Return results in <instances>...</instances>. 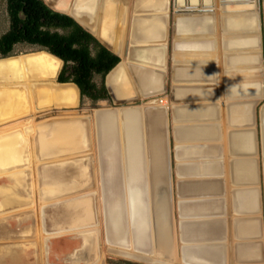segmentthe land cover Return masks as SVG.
<instances>
[{
  "label": "bare ground",
  "instance_id": "6f19581e",
  "mask_svg": "<svg viewBox=\"0 0 264 264\" xmlns=\"http://www.w3.org/2000/svg\"><path fill=\"white\" fill-rule=\"evenodd\" d=\"M50 1L53 2L54 0ZM57 1V7L60 10L69 12L70 8L68 6L72 4V13L75 17L81 20L86 19L89 23H91L93 17L95 23H99L100 26L109 30V33L100 32L99 34L100 38L108 43L118 37V27L120 23L124 22L125 11H131L133 23L137 24L134 26L136 32L134 37L139 41H157L164 32L162 23H167L168 18L167 0ZM217 1L218 4L216 5L220 10L218 20L214 17L216 12L212 9L215 5L213 2L217 3ZM173 2L177 9L176 14L173 16V23H212L213 25L216 21V23L222 24L220 29L223 31L224 48L231 58L237 59L240 50H245L241 52L245 57L243 65L236 60L234 65L226 67V75L223 78L225 100L232 104L235 102L239 104L242 101L250 104L251 101L260 99L262 97L260 57L254 56L259 51V39L256 33L257 15L254 9L251 14L245 12H243V15L240 14L241 9H250L253 6L255 8V0H174ZM228 10L235 11V14L228 13ZM206 11H208V14H205ZM138 14L142 17L137 16ZM246 52L250 55L245 54ZM160 53L159 50H154L146 52V57H140L137 53L133 56L153 61L152 58H158ZM59 67L60 61L45 53H32L2 59L0 60V82L8 86L12 84L10 81L12 82L16 75L19 76V79H24L25 84L17 86L18 88L22 86V88L28 89L30 109L27 110L29 112L34 111V105L37 106L36 108H41L51 101L61 106L73 107L77 103V88L70 85L71 83L65 85L53 84ZM147 72L140 76L139 87L144 92L143 96L155 97L162 86L159 84L155 73L152 71ZM124 76L125 72L123 67L120 66L108 79V85L117 99L127 96V89L123 86ZM35 79L39 80L41 84H34L35 82L30 81ZM203 79L201 81L205 83ZM213 79L214 83H212L215 84L216 77ZM201 83L199 84L202 85L203 83ZM214 87L212 93L216 94L219 88ZM12 96H14V92H9L8 97ZM147 100L149 103L146 105L150 106L145 105L141 108L126 109L122 114L119 111L110 113L95 112L98 130L97 142L100 147L98 151L99 159L95 164L97 172H94L96 174V177L94 176L96 190L91 187L82 189V184H79L85 179V175L88 177L87 171L84 170L85 168L83 169L84 165L81 160L83 156L77 157L76 160H69L64 164H51V161L55 159L68 157L74 155V153L85 155L88 150H82L84 147L83 123L77 121L69 124H57L56 122L55 125L53 123V125L48 124L37 128L36 134L31 140L32 150L36 152L35 155H37L38 162H41L42 166L37 170L34 169V185L37 187L36 184L38 183L39 190L36 189V192H39L43 186L39 194L44 196L40 198L44 206L40 208L38 214L40 219H44V222H40L39 226L45 234L47 233L50 236L45 241L52 238L57 239L61 235L72 232L82 242L80 241L79 247L75 249L77 259L71 264H76L78 261H84L85 264H98V256L100 257V255H97L96 246L101 233L97 226L103 221L105 241L109 248L108 253L118 257L146 264H262L260 253L263 234H259L260 216L257 218L255 214L258 206L254 180L250 174L251 165L249 163L243 165L237 163L244 156L243 154H250L253 147L250 148L248 140L244 138L245 141L237 142L238 149L243 150V153L240 154L233 150L234 156L231 161L237 164H232V162L230 167L232 172H237L240 175L239 178L234 175L233 179H238L237 184L244 189V192L238 198L235 197L236 200H233L234 205L231 206L232 201L230 203L232 218L230 225L232 236L228 241L230 244L226 241L225 229L222 226L223 222L218 219L225 213L224 208L221 207V205H225L224 200L218 199L222 185L218 172H216L219 168L215 165L211 166L214 172L209 177L192 178L186 177V174L181 175L180 179L184 177L186 179L182 180L183 183L180 185L181 194L184 197L183 199L187 200H182L183 203L181 202L179 205L180 219L177 228L179 229V239L177 240L172 233V226L167 215L169 202L167 189L169 187L165 175L163 147L165 141L162 135L163 131L159 132L157 130V126L160 124L159 117L163 115V110L157 107L159 102L157 106H154L156 105L155 101L149 98ZM22 101L20 102L22 103ZM22 109L24 111V108ZM244 112L246 111L244 110ZM146 122L150 125L147 130L145 127L143 129ZM237 131L238 129L235 128L233 132ZM146 132L148 144H150V150L148 149V151H145ZM206 133L209 139L213 136L215 139V132L211 129L206 130ZM230 134H233L232 131ZM179 136L181 141L179 143L181 144H183V141L191 140L188 134L186 138L185 136ZM114 139L116 142H120V150L115 148ZM17 140L21 141L18 142ZM25 145L26 140L23 137L19 139L15 133L10 134L5 139L0 138V169L6 166L15 167V171L9 173L12 176L10 185H0V210H3L2 216H4V222L0 224V239L4 240L10 237L13 238V236L22 238L23 235L26 236L30 232L29 229L26 230L23 227L14 234L6 228V214H9L8 217L10 218H20V216L24 218L27 213L22 211L26 210L30 204V201L27 203L17 195L20 193L30 196L33 190V182L31 183L32 180H30L28 174L29 170L23 167L27 164V160H24L23 157V154L26 153L24 151ZM179 147L186 148L187 146L179 145ZM188 152L189 150H182L178 151V154ZM201 154L199 152V155ZM242 158L244 159V157ZM199 161L206 160L203 158ZM20 162L21 165L17 166L16 164ZM194 169L197 171L196 168ZM189 170L190 168L183 169V172ZM3 171H6V169ZM201 171L202 168L198 172ZM207 173L210 172L207 171ZM148 179L151 181L150 183L147 182ZM13 187L19 188V190L14 192ZM58 201L61 203H56ZM65 201L68 202L63 204ZM11 209L14 210L11 212ZM17 209L22 211L17 212ZM241 209L248 210V215L243 216ZM234 211L237 214L235 213L233 216ZM200 215H203V218H199ZM46 220H49V223L46 224ZM176 243L179 245L177 250ZM63 244L65 245V242ZM230 246L233 247L231 252L229 251ZM79 248H82V250L78 251ZM6 249H0V264H22V258L20 257L10 256L6 258L8 255L18 253L11 251L8 254L7 252L10 249L8 248L7 252ZM44 251L46 250L43 248V253Z\"/></svg>",
  "mask_w": 264,
  "mask_h": 264
},
{
  "label": "rangeland",
  "instance_id": "374dc122",
  "mask_svg": "<svg viewBox=\"0 0 264 264\" xmlns=\"http://www.w3.org/2000/svg\"><path fill=\"white\" fill-rule=\"evenodd\" d=\"M5 3H6V0H0V35L4 34L6 29L8 28V21H7V15H6V4ZM48 3L51 7H53L57 11L60 10L59 8H57L53 4L54 2L50 1ZM261 5L262 4H260V7H261L260 8V20H261V37H262V43H263V37H264V35H263V14H262V6ZM172 9L173 8L171 7V10ZM212 9L216 12L215 18H217L218 13L216 11L217 10L216 5H214V7ZM228 13L235 14V11H229ZM167 15H169L168 12H167ZM214 23H216V21ZM32 53L48 54L46 52L38 51L35 48H31V47L23 44V45H17L14 48V52H13L14 56H12V57H19V56H23V55L32 54ZM221 53H223V52H221ZM263 53H262V55H263ZM245 54L248 55L249 53L246 52ZM254 56L260 57V51H258V53H256ZM247 58H248V56H247ZM0 60H2V59L0 58ZM59 68L61 69L62 67L60 66ZM262 68H263V73H264V63H263ZM226 70L227 69L225 68V70L223 72H225ZM214 76L216 77L215 85L218 84V88H220L221 86L219 83H220L221 77L224 78V76L222 74L220 76L218 73L215 74V72L211 78L212 79L215 78ZM18 77L19 76L16 75L12 79V82L10 81V83H12V84H9V85L7 84L9 87L6 86L5 84H3L2 82H0V138L5 139L8 136H10V134L15 133L19 137V139L23 137V139L26 140L27 146L25 145V147H24V151L26 153L23 154V157H24V160H27V164L23 167H24V169L29 170L28 174H29L30 180H32L31 183L33 182L32 183V185H33L32 189L33 190L31 192L30 196H25V195H22L20 193L17 194V192H16V194L19 195L20 197H22L24 199V201H26L27 203L30 201L29 207H27L26 210H24V211L19 210V209L16 210L17 212H21V211L26 212L27 216H24V218L22 216H20V218L19 217L10 218V217H8L9 214H6L7 215L6 228H7V230H9L10 232H12L14 234L17 233L19 230L23 229V227L26 228V230L29 229L30 232L26 236L23 235L24 237H22V238H15L13 236V238L10 237L9 239L8 238L5 239L6 241L4 239H0V249L2 250V248H4V249L7 248L6 252L10 249V251L7 252L8 254H10L11 251L14 253L18 252L17 254L8 255L6 258H8L10 256L20 257V258H22V264H57V263L58 264H71V262H75V260L77 259L75 257V254H76L75 249L79 247V243H80V241L82 242V240L80 238H78L77 236H75L74 233L70 232V233L61 235V237L59 236L57 239L52 238V239H47V241H45V239L50 237V236L47 233L45 234V232L42 231V228L39 226L40 222H44V219L43 218L40 219V215L38 214V213H40V208H42L44 206V205H42V202H43L42 199H40L44 196H42V194H39V193H41V189L43 188V186L40 188L39 192L37 191L38 193L36 192V189H38V183L36 184L37 185V187H36L34 185V183H35V180H34L35 172L34 171L37 170L38 168H41L42 163L38 162L37 155H35L36 152H34V150H32V141L31 140L34 138L37 128L44 126V125H48V124L53 125V123L55 125L56 122H57V124H61V123L62 124H69V123L77 122V121L83 123V125H84V147L82 148V150H88L87 152H85V155L84 154L79 155V154L74 153V155H71L68 157L55 159V160L51 161L52 162L51 164L52 165L64 164L69 160H73V159L76 160L77 157L79 158V157L83 156V158L82 159L80 158V159L82 160V163L84 165L83 169L85 168L84 170H86L88 173V177L85 175V179L83 181L79 182V184H82L81 185L83 187L82 189H85L87 187H91L93 190H96L95 189V183H96V181H95L96 174L95 173L97 172V170H96L95 164L98 162V159H99L98 158V151H99L100 147H99V144L97 142L98 130H97V117H95V112H99V111L100 112H108V113L112 112V110L106 109V107L111 106V101L105 100V101H98L96 103H92L87 98H81L80 94L78 92L77 103L73 107L61 106L60 104H58L54 101H51L50 103H48V105L41 107V108H36L37 106L34 105L33 106L34 111H31L32 112L31 113V112H29V110H27V109H30V103L28 100V91H27L28 89L22 88V86L20 88H18L17 85L25 84L24 79L22 80V79H19ZM263 78H264V75H263ZM30 81L32 83L35 82L34 84H41V82L39 80H36V79L30 80ZM94 81L96 83H99L100 79L96 77L94 79ZM53 84L61 85L57 81H55ZM14 89H16V90H14ZM17 89H18V92H17ZM222 90H223V88L221 89V91ZM9 92H14V96L9 98L8 97ZM219 92H217L218 94L216 93L218 98H219ZM19 96H22V97H19ZM18 101L19 102L22 101V103L23 102L24 103L22 104L20 102V104H21L20 105ZM147 102H148V100H147ZM141 103H143V100L138 99V100L133 101L129 104L136 107V106L140 105ZM214 103H216V102H214ZM9 104H11V105L9 106ZM33 104H35V103H33ZM263 104H264V100H262V103L257 107V111H259L260 106ZM2 105H4V106H2ZM145 105L146 104H143L142 106H145ZM26 106H28V107H26ZM142 106H140V107H142ZM146 106H150V105H146ZM22 108H24V111ZM246 108H247V110H246V112H247L246 123L249 124L251 121L250 116H252L251 115V110H252L251 108L252 107L250 108L249 105H246ZM199 109L200 108H198V110ZM7 110H9V111H7ZM216 118L217 119L214 120L215 118L212 119L211 117H208V118L205 117L204 121L206 122L207 125L213 124L212 123L213 120L216 122V123L214 122L215 124H220L221 125L220 131H222L221 134L225 135L226 153H227V157H229V159L226 160L227 162H225V164L223 165V168H219L216 172H218L219 179H221V185L223 186L220 189V192L218 194L219 195L218 199L224 200V205H225L223 207L225 210V213L221 217H218V219L222 220L221 222H223L222 226L225 229L224 233H225L226 241L228 243V241L230 240V237L232 236L230 234V225H231V220H232L230 203L232 201L231 206L234 205L235 202L233 200H236L235 199L236 196H237V198H238V196H241L244 192V189L240 188V186L237 184L238 179H235V178L233 179L234 175H236L237 178H239L240 175L237 172L236 173L234 171L232 172L231 167H230V160H231V157H233L231 155V153H234V152H232L233 151V144H232L233 142L231 143L232 140H230V134L227 135V133H226L228 130L227 129L228 127L226 128V125H225L226 121H224L222 119L223 120V122H222L223 126H222L219 114L216 115ZM200 119L201 120H199V122L202 121V119H204V117H200ZM64 121H66V122H64ZM69 121H71V122H69ZM258 122H259V120H258V115H257V124H258ZM144 127L147 130V127H150L149 123L146 122L145 126H143V129H144ZM251 128H252L251 126L249 128L246 127V129H244V130L242 128H240L241 130H243V131H240L241 136L246 135V137L251 139L252 146L250 145L251 146L250 148H252L254 146L253 145V136L250 133ZM157 130H160L159 126H157ZM168 130H166L167 135H168ZM213 131L215 132L214 135L216 136L215 137L216 140L214 139V141H217L218 132L215 129ZM216 132H217V134H216ZM147 138H148V135L146 132L147 142L145 144V147H146L145 151L146 150L148 151V149L150 150V144H148ZM17 141L20 142L21 140L20 141L17 140ZM258 143H259V136H258ZM114 146H115V148L120 150V142H116L115 139H114ZM88 147H89V149H87ZM25 148H26V150H25ZM206 151H209V150L206 149ZM251 152H252V150H251ZM249 155L252 157H250ZM242 157H244V159ZM242 157H241V159L238 160V162H240V164L250 163V165H251V170H250L251 173L250 174H251L252 179L254 180V185L256 187L255 189L258 188V184L260 187V191H259L260 192L259 193L260 194V197H259L260 200L258 202V198H257L256 201H257V206L261 205V207H257L255 214L257 215L256 216L257 218L259 216L261 217V218L259 217V219H260L259 220V230H260L259 234L262 232L263 237H261V240H263V241L261 242L262 248H261V253H260V256H261L260 262L262 264H264V258H263V256H264V191H263L264 179L263 178L264 177H263V172H262V159L260 157V151L259 150H258V156H254V154L252 152L250 154L247 153L246 157L245 156H242ZM149 158H150V156H149ZM252 158H254V159H252ZM222 159L223 158H221V161H222ZM221 161L219 163H221ZM16 165L20 166L21 162L17 163ZM227 165H228V168H227ZM198 166H200V165H198ZM144 167H146V166L144 165ZM187 168H190V166ZM4 169H6L7 172L3 171ZM171 169H172V167H171ZM14 171H15L14 166L2 167L0 169V182H1L0 185L9 186L10 182H11L10 180L12 179V176H10L9 173L10 172L12 173ZM165 171H166V169H165ZM221 171H223V172H221ZM166 173H167V171H166ZM91 174H92V176H91ZM7 176H8V179H7ZM167 176H168V174H167ZM180 177H182V176H180ZM169 178H170V181L172 183H171L170 189L169 188L167 189V195L169 196L168 197L169 202L167 205V210H168L167 215H168V221H169L170 225L172 226V233L175 235L176 239L178 240L179 239V229H177V228L179 226L178 222L180 219L178 217V206H179L178 204H179L180 200H179V198L176 197V194H177V192L175 191L176 178L174 176V170L169 171ZM224 178H225V180H224ZM90 181H92V182H90ZM147 182L150 183L151 181L148 179ZM256 183H257V186H256ZM13 188H14V192H15V190H17V191L19 190V188H15V187H13ZM42 193H43V191H42ZM255 195L257 197L256 191H255ZM37 199L39 201L41 200V202H39ZM182 200H187V199H182ZM67 202L68 201H65V202H63V204H65ZM27 203H25V204H27ZM45 203H46V200H45ZM56 203H61V202L58 201ZM259 208H261V209H259ZM227 209H228L230 214H228V212H226ZM12 210H14V209H11V212H12ZM261 210H262V213H261ZM2 212H3V210H0V224H1V222H4L3 221L4 216H2ZM241 212H242V214H244L243 216L248 215V210H246V209L245 210L241 209ZM235 213L236 212L234 211L233 216ZM202 216L203 215H200L199 218H203ZM28 217H30V218H28ZM11 219H13V220H11ZM19 220H21V221H19ZM102 220H103V216H102ZM99 222H100V220H99ZM47 223H49V220H46V224ZM260 224H261V226H260ZM28 226H30V227H28ZM44 226H45V223L42 227L44 228ZM97 228L100 229L99 232L101 233L100 234V240L97 242L98 244L96 246V250L98 252L97 255H100V257H101V260H100V257L98 256V259H99L98 264H146L143 262H139V261H135V260H131V259L123 258V257H118L115 255L109 254L108 253L109 248H108L107 243L105 241L106 237H105V231L103 229V221L97 226ZM261 228H262V230H261ZM18 236H16V237H18ZM1 241H2V243H1ZM77 241H79V242H77ZM64 242H65V245L63 244ZM228 244H230V243H228ZM176 245H177V247H176V250H177V249H179V245H178V243H176ZM43 248L46 250V251H44V253H43ZM49 248H51V249H49ZM13 249H17V250H13ZM232 249H233V247H231V249L229 248V251L231 252ZM61 250H62V254H61ZM80 250H82V248L78 249V251H80ZM64 251H66V252H64ZM70 253H71V255H70ZM23 254H24V256H23ZM64 256H66V257H64ZM179 257H180V255H179ZM39 259H40V261H39ZM79 263L85 264L84 261H81V262L78 261L76 264H79Z\"/></svg>",
  "mask_w": 264,
  "mask_h": 264
},
{
  "label": "water",
  "instance_id": "95a60500",
  "mask_svg": "<svg viewBox=\"0 0 264 264\" xmlns=\"http://www.w3.org/2000/svg\"><path fill=\"white\" fill-rule=\"evenodd\" d=\"M43 3L52 11L62 14V15H66L69 18H71L82 30H84L86 33H88L90 36H92L101 46H103L106 50H108L110 53H112L114 56H116L119 59V62L117 63V65L111 69L107 75L104 77L103 79V85L104 88L106 90L107 96H108V100L111 101V106L106 107V109L108 110H112V111H119L120 114L123 113V111H125L126 109H130V108H134L135 106H132L131 102L136 101L138 99H142L143 103H141L140 105L136 106V108H141L140 106H142L143 104H147V99H152V101H155L154 106H157L158 102H161V97H164L168 100L169 105H171V107H175L176 104H180L183 102H187V101H197V102H205L207 104H203L200 105L198 108H200L199 110L203 109V110H210V111H214V114L209 113V115H198L199 118H195V120H201L200 117H204V119H202V121L205 120V117H211L212 119L216 120V115L219 114L221 123L224 121H226L225 125L227 130V135L232 131L235 130V123H233L230 120V114L232 113V110H235V105H233L232 103H230L229 101L225 100V93H224V86H223V77H221L220 80V86L221 89L223 88L222 93L220 94L219 98L217 96V94H214L210 91H207L206 94L204 96H202L201 100L198 99H194V97L196 95H192L193 98H191L190 93H188L190 90H192L191 88H193V93L196 92V94H198L201 91L204 90H211L213 88V79L211 78L215 72L218 73L220 76L221 74L223 76L226 75L225 72H223L226 68L225 66V56H226V52L223 48V31L220 29V25H222L221 23H214L215 25H212V23H191L190 26L188 27V23H173V9L171 10V7L173 8V3H170V7L168 8V13L169 16L167 18V23H164V38L162 39V41L160 42H152V41H143V40H138L135 39L134 37V23H133V16L131 14V11H128L126 13V17H125V22L122 23V27H121V35L120 37L117 39V45L116 47H113L112 43H108L103 41L100 38V25L99 23H95L94 18L92 17V21L91 23H89V21H87L86 19H79L78 17H75L72 13V4L68 6L69 12L68 11H63V10H59L57 11L56 9H54L53 7H51L49 5L48 2H50V0H42ZM54 5L57 7L58 5V1L54 0L53 1ZM255 8L253 6V8L247 9H241L240 14L243 15V12L251 14L253 13V9L254 12L257 15V25L256 26V33L258 35V39H259V47L258 50L260 51V69L263 67V63H264V37H263V43H262V37H261V20H260V4H262V14H263V35H264V0H255ZM58 8V7H57ZM218 9V7H217ZM245 10V11H244ZM142 17V15H137ZM215 17V14H214ZM123 29V30H122ZM234 37V36H233ZM211 42L213 43V45L215 46V48H213L212 53H214V56H209L207 57L206 55L201 57V56H193V54L191 53V55H177L176 54V49L175 48H179L182 46L183 52L189 53L191 52V47L195 44H205V47H207L208 49H210V44ZM205 49V48H204ZM154 50H159L162 51V57H161V62L160 63H156L154 61H150V60H139L142 61L141 63H134L136 60L134 61H130L129 59L135 55V53L138 54V56L140 57H146L147 54H145L148 51H154ZM189 50V51H188ZM197 50V49H196ZM202 52V51H197V53ZM223 52V53H221ZM179 53V52H178ZM181 53V52H180ZM205 53V50L204 52ZM212 53H206L207 55H212ZM263 53V55H262ZM49 56L53 57L52 55L48 54ZM55 58V57H53ZM57 59V58H55ZM59 60V59H57ZM60 61V60H59ZM62 61H60V66L62 67ZM139 65L138 68H134V65ZM123 67V70L125 72V83H123L124 87L127 89V96L124 98H120L117 100V98L114 96L112 90L110 89L109 85H108V79L109 77L120 67ZM153 67H155L156 69H158L161 73H162V82H161V88L160 91L155 95V97H148V96H143L144 92H142L139 87V83L138 80L136 78L137 76V72L139 74V76H141V72L139 71V69L141 70H145V71H153V72H157L156 70L153 69ZM180 69V70H188L190 72H194V75L191 76H195V75H199L202 76L206 79V81H204L205 83L203 84L204 87L202 86H197V81L198 79H194L192 77H189L187 79H179L176 76H174V74L176 73V70ZM60 68L57 72V75L55 77V81H57L58 79V75L60 72ZM202 70H206L208 71V73L203 72ZM168 72H170L171 74L168 75ZM263 68L261 69V81H260V86H261V92H262V97L260 99H257L255 101H251V103L253 104H246L248 102H246V105H249L251 110V115L250 116V123L247 124V126L245 125H240L242 129H244L245 127L249 128L250 126L252 127L250 130V133L253 136V149L252 152L254 154V156H258V150L260 151V157L262 159V172H263V177H264V104L260 106L259 111H257V107L262 103V100H264V78H263ZM178 83V82H195L193 83L194 85L185 87V86H179V85H173V83ZM61 85H65V84H61ZM73 85V84H70ZM74 86V85H73ZM76 87V86H74ZM213 90V89H212ZM78 91V89H77ZM221 91V90H220ZM79 92V91H78ZM192 93V92H191ZM148 97V98H147ZM198 98V97H195ZM244 98V97H242ZM216 102V103H214ZM244 102V101H242ZM152 105V104H151ZM152 107V106H151ZM158 107V106H157ZM167 106H159L158 108L163 110V114H164V129H163V136H164V141H165V145H164V163L166 166V171L168 174V184L167 186L171 187V181L169 178V165H170V150H169V138L167 135L166 130H168V118L167 116L169 115V119L173 124H177L175 123V121H181V119L176 117V112L174 113V110L171 109H166ZM170 107V106H169ZM214 107V108H212ZM167 112H166V111ZM169 111V112H168ZM168 113V115H167ZM257 115H258V124H257ZM223 119V120H222ZM186 119H184L185 121ZM213 120V124H210L208 126H206V124L204 125L205 127H209L205 130H210V128H214L217 132H218V138L217 141L211 140V139H207L206 141H203V139L205 140V138L207 137H199L198 136V131H203L201 130V127H203L202 125H197V126H193L192 128H195V136H193V139H191L190 141L187 142H192V143H198L197 144H193L191 146H187L186 148L183 147H179V146H174L172 147V150L174 152V159L176 161V163L172 166L174 168V176L176 178L175 181V191L177 192L176 197L179 198V204L183 201L182 199L184 198L183 195L181 194V187L180 185H182V180H186L185 177L180 179V175L182 174V176H184L185 172H183L182 170L184 169H188L187 165H185L184 163H181L182 161V156L180 154H178V151H182V150H189V152H192L193 157L189 156V160H201L203 158H205V160H211V162H213V164L211 166H217L218 168H223V165L225 164V162H227L226 160L229 159V157H227V153H226V146H225V135H222L220 131L221 125L220 124H215ZM187 122V121H185ZM211 123V122H210ZM223 126V123H222ZM258 127V128H257ZM176 128H178L177 126L175 127V125H173L171 127V130L173 131V133H175ZM181 130H185V129H189L188 126H181L180 127ZM213 129V130H214ZM239 131H243V130H239ZM237 133H239L237 131ZM201 136L202 133L200 132ZM241 134V133H240ZM204 136H207L208 134H203ZM222 136V137H221ZM258 136H259V143H258ZM125 142V141H124ZM123 142V144H124ZM175 142H181L179 139L175 138L174 139V143ZM185 142V143H187ZM261 142V143H260ZM260 145V146H259ZM209 150V151H206ZM199 152H201L202 154L199 155ZM221 158L222 161H221ZM181 160V161H180ZM149 161V159H148ZM180 162V163H177ZM221 161V163H219ZM229 162V161H228ZM200 164V162L198 163H194L192 165L196 166ZM228 164V163H227ZM181 169V170H180ZM180 170V171H179ZM180 173V174H179ZM264 179V178H263ZM258 183V182H257ZM256 183V186H257ZM264 186V183H263ZM223 187V186H222ZM256 188V187H255ZM260 187L258 184V188L256 189L257 192V198H258V202H259V197H260ZM264 191V188H263ZM234 192V191H233ZM186 198V197H185ZM259 205V204H258ZM222 209H223V205H221ZM258 207H261V205H259ZM261 209V208H259ZM228 214L229 211L227 209ZM262 213V210H261ZM178 216L180 218L179 215V206H178ZM262 234V232H261Z\"/></svg>",
  "mask_w": 264,
  "mask_h": 264
},
{
  "label": "trees",
  "instance_id": "16d2710c",
  "mask_svg": "<svg viewBox=\"0 0 264 264\" xmlns=\"http://www.w3.org/2000/svg\"><path fill=\"white\" fill-rule=\"evenodd\" d=\"M5 4L8 28L0 35L1 59L14 56V48L23 44L46 52L63 63L59 84H73L80 97L92 103L108 100L103 79L119 62L116 56L42 0H6Z\"/></svg>",
  "mask_w": 264,
  "mask_h": 264
},
{
  "label": "crops",
  "instance_id": "0c3cea01",
  "mask_svg": "<svg viewBox=\"0 0 264 264\" xmlns=\"http://www.w3.org/2000/svg\"><path fill=\"white\" fill-rule=\"evenodd\" d=\"M174 0H167V4H168V8L170 7V3L172 2L173 3V16L176 14V12H177V9H176V7L174 6V2H173ZM215 5L216 4H218V1H217V3H215V2H213ZM214 6V5H213ZM216 7H218L217 5H216ZM230 10H228V12H229ZM126 13H127V11H125V17H126ZM217 13H218V15H217V20L219 19V13H220V10H219V7H218V9H217ZM205 14H208V11H206V13ZM169 16V15H168ZM125 20V19H124ZM125 22V21H124ZM123 22V23H124ZM163 24V26H164V23H162ZM190 24L191 23H188V27H191L190 26ZM196 24V23H195ZM198 24V23H197ZM137 24L136 23H134V26H136ZM213 25H215V24H213ZM101 29H100V32H102V33H109V30H106V28H104L103 26H99ZM121 27H122V23H120V26L118 27V31H117V33H118V37L114 40H110V44L112 43V45H113V47H116V43H117V39L120 37V35H121ZM135 28V27H134ZM123 30V29H122ZM136 34V32L134 31V35ZM164 34V33H163ZM161 35L160 36V38L156 41V42H160V41H162V39L164 38V35ZM223 48H224V36H223ZM208 47V46H207ZM207 47H205V44H195V45H193V46H191V47H188V48H191V52H189V53H185V52H183V49H182V46L181 47H179V48H175L177 51H176V54L177 55H191V53L193 54V56H201V57H203V56H207V57H209V56H214V53H212V50H213V48H215V46L213 45V43L211 42V44H210V49H208ZM205 48V49H204ZM197 49V50H196ZM204 50H205V53H203L204 52ZM224 50H225V48H224ZM189 51V50H188ZM197 51H202V52H199V53H197ZM241 52H243V51H245L244 49L243 50H240ZM161 53L159 54V56H158V58H152V60L154 61V62H156V63H160L161 62V57H162V54H163V52L162 51H160ZM179 52V53H178ZM181 52V53H180ZM226 52V51H225ZM239 53V55H237V59L236 58H231V56L229 55V53H225L226 54V56H225V59H226V61L224 62L225 63V66L226 67H228V66H231V65H234V62L237 60V61H240V63H241V65H243L242 63L244 62V56L242 55V53ZM206 53H212V55H207ZM131 62L132 61H134V60H136L134 63H141L142 61H144V60H146V59H141V58H136V57H134V56H132L130 59H129ZM139 60H142V61H139ZM228 64V65H227ZM139 67V65H134V68H138ZM153 69L154 70H156L157 72H153V73H155L156 74V77L158 78V81H159V84H161V82H162V73L158 70V69H156L155 67H153ZM139 71L141 72V75H144L143 73L144 72H147V71H145V70H141V69H139ZM203 72H206V73H208V71H206V70H202ZM147 73H149V74H152V73H150V72H147ZM167 73H168V75L169 74H171L170 72H168L167 71ZM195 73L193 72H190V71H188V70H180V69H177L176 70V73H175V75L174 76H176L177 78H179V79H187L188 77H189V75H190V77H192V78H195V79H198V82H196L197 83V86H199L200 84L199 83H201L202 81H201V79H203L204 77H203V75L202 76H199V75H195V76H191V75H194ZM202 77V78H201ZM215 77V76H214ZM136 78H137V80H138V82H139V78H140V76H139V74H138V72H137V76H136ZM200 80V81H199ZM206 79L204 78L203 79V81H205ZM126 81H125V76H124V81H123V83H125ZM179 83H181L180 85H179ZM184 83V84H183ZM186 83V84H185ZM193 83H195V82H178V83H173V85L174 84H176V85H179V86H185V87H188V86H190L191 84L192 85H194ZM203 83V82H202ZM201 83V84H202ZM216 83V82H215ZM189 84V85H188ZM204 84V83H203ZM200 85V86H202V87H204V85ZM124 85V84H123ZM192 85H191V87H192ZM218 85V84H217ZM217 85H213V88L212 89H215V87L214 86H216L217 88H218V86ZM205 88V87H204ZM192 90H190L188 93H190V95H191V98H193V96L192 95H196L195 97H199L198 98V100H201V98H202V96H204L205 94H206V92L207 91H210V92H212V89L211 90H204V91H201V92H199L198 94H196V92L195 93H193V88H191ZM206 89V88H205ZM221 90V87L219 88V91ZM214 91V90H213ZM218 91V92H219ZM192 92V93H191ZM222 93V91H220L219 92V96H220V94ZM197 95H200V96H197ZM194 97V99H197V98H195ZM122 98H124V97H122ZM161 99V102H159V105H158V107L159 106H167L166 107V109L168 110V109H173L174 110V113L176 112V117L177 118H179V119H181V121H175V123H177V124H173L171 121H170V119H169V115H168V113H167V118H168V138H169V150H170V165H169V168H170V170H174V168L172 167L175 163H176V161H175V159H174V152H173V150H172V147H174V146H179V145H185V146H190V145H193V144H197L198 145V143H192V142H187V141H183L182 143L183 144H181V143H179V142H175L174 143V139L175 138H177V139H179V135H181L182 137H184L185 136V138H186V135L188 134V137L190 138V139H193V136H195V132H197V131H195V128H192L193 126H197V125H202L203 127H201V130H203V131H198V136L201 138H203V137H207V138H205V140L203 139V141H206L207 139H209L208 137L209 136H204L203 134H205L206 133V130L205 129H207V128H209V127H205L204 125L206 124V122L205 121H200L199 122V120H195V118H199L198 117V115H209V113H212V114H214V111H210V110H203V109H201V110H198V107L200 106V105H203L205 102H197V101H187V102H183V103H180V104H176L175 105V107H171V105H169V103H168V100L166 99V98H164V97H161L160 98ZM118 100V99H117ZM240 101V100H239ZM163 103V104H162ZM237 102H235V103H233V105H235ZM205 104H207V103H205ZM170 106V107H169ZM239 106V107H238ZM246 107V104H245V102H242V103H239V104H236L235 105V110H232V113L230 114V120L233 122V123H235V125H236V127L235 128H237L238 129V132L239 133H237V132H232L233 134H230V140H232L231 141V143L233 144V150L236 152H239L240 154L241 153H243V150H240V149H238V143L239 142H242V140H244L245 141V139L244 138H246L247 140H248V142H249V144L250 145H252L251 144V139L250 138H248V137H246V135H243V136H241V134H240V131L239 130H241L240 128H241V126L240 125H246L247 126V123H246V121H247V118H246V116L245 115H247V112H244V110L246 111L247 110V108H245ZM214 108V107H213ZM160 109V108H159ZM206 111H209V112H206ZM158 112H160V111H158ZM167 112V111H166ZM169 112V111H168ZM234 114V116H232ZM245 116V117H244ZM244 117V118H243ZM189 118V119H188ZM184 119H186L185 121H187V122H185L184 121ZM159 122H160V124H159V132L160 131H163V124L165 123L164 122V114L163 115H161L160 117H159ZM171 123V124H170ZM161 125V126H160ZM173 125H175V127L177 126L178 128H176V131H175V133H173V131L171 130V127L173 126ZM181 125L182 126H188L189 127V129H185V130H181ZM206 126H208L207 124H206ZM212 131H213V128H210ZM244 129H246V127L244 128ZM243 129V130H244ZM185 132V133H184ZM200 132L202 133V136H201V134H200ZM214 132V131H213ZM162 133V132H161ZM207 134V133H206ZM163 135V134H162ZM191 136V137H190ZM214 137V136H213ZM213 137H211L210 139L211 140H214V138ZM184 139V138H183ZM246 140V141H247ZM189 141V140H188ZM185 142H187V143H185ZM238 142V143H237ZM189 143V144H188ZM164 147V146H163ZM236 147V148H235ZM251 147V146H250ZM248 150H249V148H248ZM233 151V152H234ZM250 151V150H249ZM251 153V152H250ZM231 155L232 156H234V153H231ZM244 156H246V154H243ZM181 156H182V161H181V163H184L185 165H187V166H190V170L188 171V172H185V174L187 175L186 177H198V178H201V177H209V175H211L212 174V172H214V170H212V167H211V165L213 164V162H211V160H206V161H199V160H189V159H187V158H189V156H192L193 157V154L191 153V152H188V153H186V154H181ZM231 160H232V157H231ZM230 160V165H231V163L233 162V161H231ZM198 162H200V164H198V165H200V166H198V165H196V166H193L192 167V165L194 164V163H198ZM177 163H180V162H178L177 161ZM204 163V164H203ZM240 162H238V164H239ZM232 164H237L236 162H233ZM243 165V164H242ZM249 165H250V163H249ZM171 167H172V169H171ZM194 168H196L197 169V171L194 169ZM202 168V171L201 172H198L200 169ZM208 168H210V170H208ZM250 168H251V166H250ZM165 169H166V166H165ZM199 169V170H198ZM181 170V169H180ZM179 170V171H180ZM245 170H248V169H245ZM183 171V170H182ZM207 171H209L210 173L208 174L207 173ZM166 172V171H165ZM180 174V173H179ZM184 174V175H185ZM166 175V178H167V181H169L168 180V176H167V173L165 174ZM182 175V174H181ZM180 175V176H181ZM205 175V176H204ZM208 175V176H207Z\"/></svg>",
  "mask_w": 264,
  "mask_h": 264
}]
</instances>
